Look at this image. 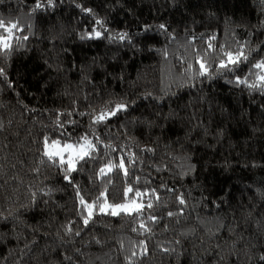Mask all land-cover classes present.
Listing matches in <instances>:
<instances>
[{"label":"trees","instance_id":"1","mask_svg":"<svg viewBox=\"0 0 264 264\" xmlns=\"http://www.w3.org/2000/svg\"><path fill=\"white\" fill-rule=\"evenodd\" d=\"M0 20V264H264V0H0ZM46 138L98 147L70 170Z\"/></svg>","mask_w":264,"mask_h":264},{"label":"snow or ice","instance_id":"2","mask_svg":"<svg viewBox=\"0 0 264 264\" xmlns=\"http://www.w3.org/2000/svg\"><path fill=\"white\" fill-rule=\"evenodd\" d=\"M97 23H100V22L97 21ZM2 27H4V23H3L2 20H0V28H2ZM11 27L12 28H16L17 26H16V24H12ZM160 27H164V26L161 25ZM6 30H8V29H6ZM94 34H95V36H99L100 35L99 32H95ZM10 47H11L10 44L7 43V41L5 40L3 42V49L4 50H8V49H10ZM227 56H228V62L225 63L224 61H221V63H220V67L222 69H227L229 64L238 63L241 57H243L244 59H247L246 56H243L242 52L238 53L235 57H233L232 53H227ZM200 67H201V69H205V65L203 63H201ZM255 67L258 68V69L264 70V62H260V63L255 64ZM2 74H3V70L0 69V75H2ZM259 79L261 81H264V75L259 76ZM238 82L239 83H244L245 81H239L238 80ZM252 86L255 87V85H252ZM123 107H124V105H117L116 106L117 110H120ZM111 114L114 115L115 113L113 112ZM96 119H97V121H100V120L104 119V115L102 114V115L98 116ZM85 144L88 145V147H92L91 143L88 142L87 140H85ZM45 145H46V148H48V150L45 152V155H47L49 157V159H52L53 157H57L58 156L60 158V163L61 164L65 163V160H64V157L62 155V152H64V151H69L70 152L74 148V146L72 144H65L63 146V148L61 149L59 141H52L51 145H48L47 138L45 139ZM52 149H57V150L53 151ZM82 149H83V146H82ZM86 155H88L87 151H83L82 150L81 153H79V158L83 159V157L86 156ZM67 163L69 164L70 170H72V163L73 162H72L71 158H69ZM122 166L123 165H121V167ZM101 172L103 173L104 169H101ZM129 191H132V190L129 189ZM137 195H140V193H137ZM180 202L184 203L183 199H181ZM80 203L82 205H85V207L87 209H89L88 218H90L91 215H92V211L91 210L95 207V205L94 204H85V201H84L83 197L80 198ZM131 204H132V206H129L128 204L108 205L107 208H111L112 209V211H111L112 215H118L120 212H125L127 214H131L133 211L139 212L141 210L142 206L139 205V204H136L135 201H132ZM148 206L151 207L150 204ZM99 210L101 212H105L106 211V207L105 206H101ZM169 215H171V213H169ZM88 218L84 219L85 225H87V223L89 222ZM141 226L143 227V225H141Z\"/></svg>","mask_w":264,"mask_h":264},{"label":"rangeland","instance_id":"3","mask_svg":"<svg viewBox=\"0 0 264 264\" xmlns=\"http://www.w3.org/2000/svg\"><path fill=\"white\" fill-rule=\"evenodd\" d=\"M9 37H3V38H1L0 39V41H2L1 43H2V45H3V42L6 40L7 41V39H8ZM88 142H90L91 143V145H92V147H88V145H86L85 144V140L82 142V143H80V144H73V143H67V144H72L73 146H74V148H73V150H71L70 152L69 151H64V152H62V155H63V157H64V160H65V163H63V164H65L68 168H69V164L67 163V161L69 160V158H71V160H72V170L76 167V164H77V162L81 159V158H79V153H81V151L83 150V151H87V153H88V155L90 154V153H93V152H95L96 150H97V145L94 143V142H92L91 140H89V139H86ZM48 145H51V144H48ZM65 144H60V148L62 149L63 148V146H64ZM82 146H83V149H82ZM48 150V148H46V146H45V152ZM53 151H56L57 149H52ZM87 156V155H86ZM85 157V156H84ZM54 158H57L58 160H59V162H60V158L57 156V157H54ZM70 169V168H69ZM136 202V204H139V205H141L142 207H141V210L143 209V204L141 203V202H139V201H135ZM122 204H128L129 206H132V204H131V202H124V203H122ZM108 205H110V204H108V203H105V204H103L102 206H105L106 207V211L105 212H103V213H108V214H111V211H112V209L111 208H107V206ZM118 205H121V204H118ZM92 211V210H91ZM135 211H133L132 213H134ZM121 213H125V212H120L119 214H121ZM118 214V215H119ZM93 215V214H92ZM91 215V216H92Z\"/></svg>","mask_w":264,"mask_h":264}]
</instances>
